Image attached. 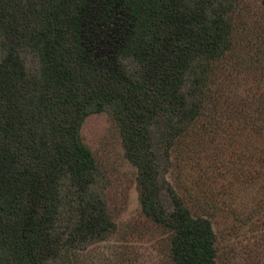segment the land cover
Returning a JSON list of instances; mask_svg holds the SVG:
<instances>
[{
  "label": "trees",
  "instance_id": "obj_1",
  "mask_svg": "<svg viewBox=\"0 0 264 264\" xmlns=\"http://www.w3.org/2000/svg\"><path fill=\"white\" fill-rule=\"evenodd\" d=\"M234 27L231 0H0V264H75L114 233L80 135L103 111L171 263L218 264L203 209L218 201L181 194L171 161L193 136V147L207 144L226 112L261 131L264 116L220 79Z\"/></svg>",
  "mask_w": 264,
  "mask_h": 264
},
{
  "label": "rangeland",
  "instance_id": "obj_2",
  "mask_svg": "<svg viewBox=\"0 0 264 264\" xmlns=\"http://www.w3.org/2000/svg\"><path fill=\"white\" fill-rule=\"evenodd\" d=\"M231 1L233 67L220 79L231 100L264 116V9L261 0ZM222 116L223 128L205 133L207 144L193 147L196 135L178 147L173 180L196 206L203 205V196L218 201L203 208L213 216L218 264H264V160L258 159L264 156V124L255 131L242 115ZM80 135L97 162L94 188L102 192L116 230L79 251L75 264H172L166 235L141 213L136 171L124 156L114 120L105 111L92 113Z\"/></svg>",
  "mask_w": 264,
  "mask_h": 264
}]
</instances>
